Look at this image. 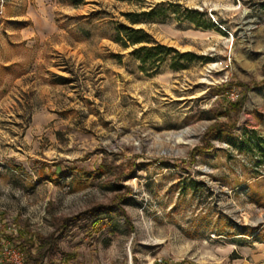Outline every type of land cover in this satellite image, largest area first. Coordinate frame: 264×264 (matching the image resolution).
Masks as SVG:
<instances>
[{
    "label": "rangeland",
    "instance_id": "obj_1",
    "mask_svg": "<svg viewBox=\"0 0 264 264\" xmlns=\"http://www.w3.org/2000/svg\"><path fill=\"white\" fill-rule=\"evenodd\" d=\"M121 24L190 60L142 70ZM263 139L264 0H0V234L44 264H264Z\"/></svg>",
    "mask_w": 264,
    "mask_h": 264
},
{
    "label": "trees",
    "instance_id": "obj_2",
    "mask_svg": "<svg viewBox=\"0 0 264 264\" xmlns=\"http://www.w3.org/2000/svg\"><path fill=\"white\" fill-rule=\"evenodd\" d=\"M84 0H71L75 5L82 3ZM156 10L151 9L146 14L147 16H153ZM139 13H127L131 23H136L140 21L138 18ZM194 20L193 17H190ZM116 40L119 41L124 47L134 46L131 54L140 60L142 63L141 69L147 70L149 68H158L164 61L172 54H177L184 60H190L191 53L183 52L181 53L178 49L173 46L166 45L154 40L153 36L147 32L144 28H135L127 24H121L117 29ZM173 68H183V63L174 62ZM245 90L249 89L248 84H243ZM246 94H242L241 97L236 101H229L224 105L225 109L222 113L226 114L228 119L226 121L216 120L206 131L201 149L208 150L213 147L211 141L212 138L218 137L222 131L229 130L232 131L236 128L237 116L239 112L242 111L244 100ZM264 142V139L262 140ZM196 149L197 151L199 150ZM264 151V146L263 149ZM196 152V151H195ZM194 152V154H195ZM105 207V206H104ZM106 211H111L112 206L105 207ZM123 210V209H121ZM125 215V211L123 210ZM127 222H129V217L125 216ZM70 218H66L62 221V227L65 228ZM92 230L97 231L95 223L91 226ZM6 237L13 244L17 245L24 252V264H44L45 259L48 256V252L54 248L55 236H44L39 233H34L28 228L20 229L16 236L13 233H7L3 231L0 237ZM67 259L76 257V253L67 254ZM0 264H5L1 256L0 248Z\"/></svg>",
    "mask_w": 264,
    "mask_h": 264
},
{
    "label": "built area",
    "instance_id": "obj_3",
    "mask_svg": "<svg viewBox=\"0 0 264 264\" xmlns=\"http://www.w3.org/2000/svg\"><path fill=\"white\" fill-rule=\"evenodd\" d=\"M227 94L233 100L239 96L235 91H229ZM0 248L2 260H5L7 264H24V252L10 240L8 241L6 237H0ZM155 264H169V262L165 258L159 257Z\"/></svg>",
    "mask_w": 264,
    "mask_h": 264
}]
</instances>
